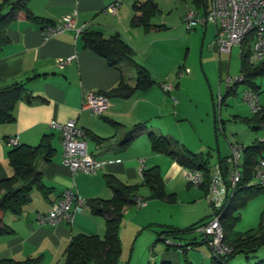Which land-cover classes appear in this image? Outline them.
I'll return each mask as SVG.
<instances>
[{
	"label": "crops",
	"instance_id": "obj_1",
	"mask_svg": "<svg viewBox=\"0 0 264 264\" xmlns=\"http://www.w3.org/2000/svg\"><path fill=\"white\" fill-rule=\"evenodd\" d=\"M145 1H150L158 10V14L150 22L151 27L161 30L147 32L141 27L131 26L135 16L132 9L134 3ZM3 2L4 0H0V6ZM190 2L195 8L194 11L189 9L185 0H123L118 12L109 15L105 11L112 0H31L27 8L32 16L51 24H58L69 18L74 22L75 31L79 33L66 31L52 39L44 40L40 28L22 17H16L3 29L0 47V89L13 84H22L29 98L22 99L15 105L14 122L11 125H0V182L10 179L13 174L7 160V155L12 150L7 144L10 139H16L18 146L36 147L42 137L51 136L55 156L50 163L39 165L43 184L50 190L47 198L35 192L31 196L30 204L19 216L11 213L1 215V222L12 230V234L0 236V262L3 260L23 262L26 259L37 258L38 264H64L65 252L72 237L87 235L102 238L105 219L94 216L87 203L112 199L111 191L105 186V177H113L125 186H138L142 183L141 171L157 167L161 172L166 194L173 195L176 202L178 189L183 192L185 183L184 192L192 188L187 184V171L167 158L152 154L147 140V133H153L170 138L179 144L177 140L163 135L160 125L165 118L178 119L179 88L185 77L181 78L183 82L180 84L179 81L175 84L173 80L174 77L180 80L176 72L178 70L185 72V68H181L179 61L168 54L172 64L170 63L168 70L165 69L162 55L167 49L165 45L174 41V37H164L165 34H182L180 24L186 13L192 12L196 18L202 20L211 10V0L209 3L203 0V4L198 7L191 0ZM7 14V9L0 12L1 16ZM208 25L202 26L204 27L203 49L207 39L213 38L208 43L207 49L217 52L219 56L226 55L220 54L216 46V26L211 24L212 29H209ZM195 29L192 32L195 33ZM86 31L100 33L105 39L118 35L133 51L136 63L147 71L155 85L147 92H134L128 100L111 98L108 93L118 87L121 78L127 86L134 88L133 72L125 66L121 68V72L111 69L104 60L85 50L81 42V34ZM241 50L242 48L240 52ZM68 59L66 65L58 66V61ZM255 85L259 105L264 110V76ZM161 87L169 88V92L160 93L156 88L162 91ZM236 92L235 89V93L232 94L235 95ZM89 94L107 98L108 109L99 118L84 108V99ZM228 97L226 88L225 95L220 99V105ZM235 119L247 131L242 132V140L234 145L245 149L256 142L264 144V126L257 124L250 111L249 116L244 114ZM243 120H254V123L247 125ZM53 122L59 124L75 122L77 127L85 131L86 151L101 165L95 174L72 175L64 166L59 134L50 128ZM111 123L114 124L113 127ZM137 126L143 131L138 133L137 138L127 148H121L120 144L125 134ZM217 154L218 164L213 168L214 171L219 169L221 162L229 158H222L220 153ZM157 158L164 160L158 161ZM139 162H143L142 168ZM241 162L242 155L240 165ZM252 184H255L254 180ZM199 190L205 197L202 187ZM66 191L73 192L84 202V211L74 217L71 225H38L36 216L50 212L51 206ZM138 198H140L139 193ZM142 201L146 202V200ZM147 201L152 200L148 198ZM253 201L257 202L254 205L251 201L254 211L261 215L264 212V193ZM239 220L242 222V218L239 217ZM152 225L159 228L155 232L156 240L151 246L149 258L152 264H213L212 253L207 245L195 238L187 240L186 236L189 234L182 236L181 241L186 240L185 243L182 242L190 244L191 250H195V253L191 250L184 253L174 251L167 249L166 245L165 249L157 247L156 243H162L157 237L162 227L184 230L192 225L181 228L173 222L157 221L139 226L142 228L140 233ZM119 238L121 243L120 230ZM253 260L244 259L246 264H255L264 261V257L258 258L255 255ZM233 261L234 259L229 264H234Z\"/></svg>",
	"mask_w": 264,
	"mask_h": 264
},
{
	"label": "trees",
	"instance_id": "obj_2",
	"mask_svg": "<svg viewBox=\"0 0 264 264\" xmlns=\"http://www.w3.org/2000/svg\"><path fill=\"white\" fill-rule=\"evenodd\" d=\"M31 0H4L0 6V12L7 9L8 14L0 15V47L2 45L3 29L16 17H22L26 21L43 30L45 27L54 26L45 20L35 18L28 11V3ZM195 6L203 4V0H191ZM135 16L131 22L132 27H141L144 31H158L161 28L151 27L150 22L158 14L157 8L150 2H135L132 7ZM83 48L101 58L106 64L118 72L122 67H127L133 72L135 78L134 88H130L121 78V82L108 95L119 100L130 99L134 92H147L155 84L150 79L147 71L140 67L135 61V54L122 41L118 35L105 39L97 32H84L81 34ZM251 38L247 40V44ZM240 76L244 78L242 86L256 94L257 87L255 79L264 76V61L257 65L249 63V52L243 47L240 55ZM237 86V85H236ZM236 86H227V93H235ZM233 95V94H232ZM257 95V94H256ZM26 89L22 84H13L0 89V125H11L14 122L13 110L15 105L22 99H28ZM221 104V101H220ZM215 108V107H214ZM257 124L264 126V110L253 115ZM215 118V109H214ZM216 119V118H215ZM247 125L254 123V120H243ZM113 127L114 124L111 123ZM215 129L217 121L215 120ZM256 131V129H254ZM143 131L139 126L125 134L121 141V148H127L136 138L138 133ZM147 140L152 154L167 158L175 162L187 172L200 173L204 178L202 187L207 196V190L211 179V172L207 160L202 155L189 153L184 147L170 138L147 133ZM52 137L44 136L36 147L16 146L7 155L8 165L12 170L10 179L0 182V236L12 234V230L1 222V215L11 213L19 216L23 209L30 204L33 193H39L44 198L50 193L43 184L42 174L39 165L48 164L55 156L52 148ZM242 149V162L240 165L241 178L234 189L232 197L226 201L221 210V225L223 229V243L229 246L232 251L224 257H213V264H229L236 256H242L245 260L255 259L260 248L264 247V212L261 213L259 224L256 229L244 233L235 231L239 215L236 212L244 208L264 191L257 185H253L254 169L258 159L262 158L264 144L256 142L248 148ZM229 159V158H228ZM228 159L221 162L219 167L223 181L226 183L229 165ZM142 183L138 186H125L113 177H105V186L112 193L110 201H90L87 203L90 212L94 216H101L105 219V230L102 238L98 236L77 235L72 237L65 252L64 264H118L121 255V243L119 238L120 224L125 208L135 206L138 193L141 188H146L150 193V200L164 202L167 205H174L176 198L167 195L162 182L159 168L153 167L141 171ZM143 204L144 201L140 200ZM210 216L212 211L210 206ZM207 220V221H208ZM205 221V222H207ZM204 220L184 229L176 230L169 227H162L158 234V241L165 242L167 238L181 241L182 236L195 232L197 226L204 224ZM207 240L201 236L200 243L206 245ZM167 249H172L166 246ZM182 253L192 249L190 244H184ZM39 259H26L23 262L3 260L0 264H38ZM255 264H264V261Z\"/></svg>",
	"mask_w": 264,
	"mask_h": 264
},
{
	"label": "rangeland",
	"instance_id": "obj_3",
	"mask_svg": "<svg viewBox=\"0 0 264 264\" xmlns=\"http://www.w3.org/2000/svg\"><path fill=\"white\" fill-rule=\"evenodd\" d=\"M185 1H187L189 9L194 11L195 8L191 5L190 0ZM207 1L210 2V0ZM180 26L182 34H165L164 37H174V41L165 45L167 49L164 51L162 59L165 61L164 67L167 70L170 68V63L172 64L168 54L171 55V58L178 60L180 67L185 68V81L174 77L175 84L177 81L179 84L183 82L179 88L178 119L165 118L162 120L161 131L163 135L177 140L190 153L196 155L202 153L201 155L207 160L209 168L213 170L218 164L217 152L221 154L222 158H230L231 147H239L234 144L242 140V132L247 131L235 119L237 116H244V114L249 116V109L243 103V93L247 90L244 86H236V94L229 95L225 102L220 105V99L225 95L227 88L226 80L240 76V48H233L230 55L219 56L217 52H211L207 49L208 43L213 38L207 39L203 49L202 34L204 27L198 25L195 33H187L183 23ZM208 27L212 29L211 24ZM178 72L179 70L176 74ZM259 79H255L254 83L256 84ZM156 89L162 93L161 89ZM213 106L215 107L216 119L214 118ZM215 120L217 121L216 131ZM157 159L161 161L163 158ZM212 170L211 172L214 173ZM185 189L186 183L184 191ZM178 190L177 195L175 194L177 197L175 205L147 201L149 190L146 188L139 190V199L146 200V202L144 201L145 207L141 209H138L137 206L128 207L123 214L120 224L121 256L119 264H152L149 258L151 246L156 240L155 232L159 228L152 225L140 233L142 228L139 226L142 224L169 221L185 228L211 214L207 196L204 197L199 189L190 188L188 192ZM194 194L195 198H193ZM252 202L247 205L245 210L235 213V216L239 215L240 219L242 218V222L239 220L236 224V232H244L258 226L260 214L254 211ZM255 203L257 202H254V205H256ZM207 220L208 218L204 222ZM193 238L201 241V235L197 232L186 236L187 240ZM182 241L177 240L175 243L176 245H184L186 240L183 241L184 243ZM156 245L158 248L165 249V244L156 243ZM171 250L177 251L176 249ZM191 252L195 253V250H191ZM263 255L264 247L260 248L256 256L260 258L264 257ZM233 263L246 264L244 258L239 255L234 258Z\"/></svg>",
	"mask_w": 264,
	"mask_h": 264
},
{
	"label": "built area",
	"instance_id": "obj_4",
	"mask_svg": "<svg viewBox=\"0 0 264 264\" xmlns=\"http://www.w3.org/2000/svg\"><path fill=\"white\" fill-rule=\"evenodd\" d=\"M123 0H112L111 5L105 13L115 15ZM182 23L186 32H192L198 25L205 26L212 24L216 26V46L220 54H229L231 49L245 47L249 52V63L257 65L264 61V0H211V10L202 19L196 18L195 14L188 12L184 15ZM66 31H75L74 22L67 18L54 26L45 27L41 30L44 40L52 39ZM76 34L79 31H75ZM251 42L247 44V40ZM69 62L58 61V66L63 67ZM186 75L184 71H179V79ZM242 76L234 79H227V86L242 85ZM163 93H168L169 88L161 87ZM243 102L247 105L252 115H257L262 111L257 95L246 90L243 93ZM84 108L93 116L99 118L108 109L107 98L102 95L89 94L84 99ZM50 128L57 132L60 137L63 149V164L72 175L86 174L93 175L100 168V164L93 160L86 151V133L77 127L75 122L59 124L53 122ZM8 147L18 146L16 139H10ZM242 149L231 147V156L228 159V177L223 181L220 169H216L211 174L207 190V202L212 211L210 220L196 227L195 232L199 233L207 240L206 245L210 249L213 257H224L231 253L232 249L223 243V229L221 225V210L224 208L240 182V159ZM140 168L143 162H139ZM187 184L199 189L204 185V178L200 173L187 172ZM253 180L255 185L264 191V157L258 159ZM138 209L144 208L140 200L136 201ZM84 211V202L73 192L66 191L51 206L50 212L38 214L36 222L38 225L57 226L60 224L71 225L74 217ZM164 244L178 252H182L183 245H176L175 240L167 238Z\"/></svg>",
	"mask_w": 264,
	"mask_h": 264
}]
</instances>
